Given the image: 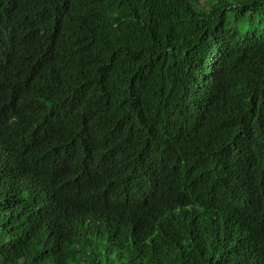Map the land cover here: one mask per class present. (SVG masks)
I'll return each instance as SVG.
<instances>
[{
  "label": "trees",
  "instance_id": "1",
  "mask_svg": "<svg viewBox=\"0 0 264 264\" xmlns=\"http://www.w3.org/2000/svg\"><path fill=\"white\" fill-rule=\"evenodd\" d=\"M1 66L0 264H264V0H30Z\"/></svg>",
  "mask_w": 264,
  "mask_h": 264
},
{
  "label": "clouds",
  "instance_id": "2",
  "mask_svg": "<svg viewBox=\"0 0 264 264\" xmlns=\"http://www.w3.org/2000/svg\"><path fill=\"white\" fill-rule=\"evenodd\" d=\"M27 1L30 0H0V29L9 26L17 19L18 10H20L21 5ZM61 26L72 27L69 23H63ZM10 74L14 75L6 71L2 66L0 67V96L5 95V92L12 82V78L9 77ZM18 74L21 76L26 75L23 71H19ZM25 189H29L30 194L25 197L23 200L24 202H15L14 205L10 206L12 207L10 212L16 211L17 214L15 217H20L23 220L22 224L26 223L29 227H40V224L42 222H47L51 216V211L55 203V198L52 193L54 190H51L44 184H41V186L29 185ZM17 197L20 196L18 195ZM131 200L133 199L130 198L126 201V204H131Z\"/></svg>",
  "mask_w": 264,
  "mask_h": 264
}]
</instances>
